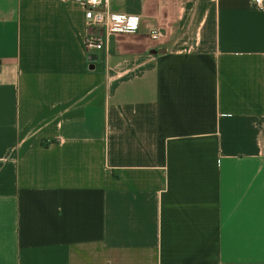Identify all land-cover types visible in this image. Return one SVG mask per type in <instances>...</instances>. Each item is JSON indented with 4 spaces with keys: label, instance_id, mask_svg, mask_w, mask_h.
Wrapping results in <instances>:
<instances>
[{
    "label": "crops",
    "instance_id": "crops-1",
    "mask_svg": "<svg viewBox=\"0 0 264 264\" xmlns=\"http://www.w3.org/2000/svg\"><path fill=\"white\" fill-rule=\"evenodd\" d=\"M107 9L0 0V264H264V0Z\"/></svg>",
    "mask_w": 264,
    "mask_h": 264
},
{
    "label": "built area",
    "instance_id": "built-area-1",
    "mask_svg": "<svg viewBox=\"0 0 264 264\" xmlns=\"http://www.w3.org/2000/svg\"><path fill=\"white\" fill-rule=\"evenodd\" d=\"M74 1L84 8V17L88 33L85 38L87 51L99 50L104 45V33L132 32L137 30L138 17L135 15L110 12L107 9L109 0H62ZM254 6L263 9V0H252ZM150 35L157 39L161 37L159 29H151ZM2 64L0 63V69ZM88 68H94V63L88 61Z\"/></svg>",
    "mask_w": 264,
    "mask_h": 264
}]
</instances>
